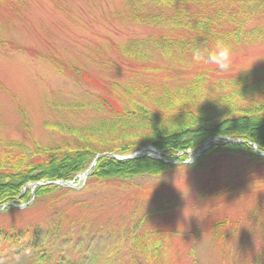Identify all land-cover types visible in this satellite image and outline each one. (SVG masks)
I'll return each mask as SVG.
<instances>
[{"label": "rangeland", "instance_id": "rangeland-1", "mask_svg": "<svg viewBox=\"0 0 264 264\" xmlns=\"http://www.w3.org/2000/svg\"><path fill=\"white\" fill-rule=\"evenodd\" d=\"M130 1H0V39L21 48L0 47V158L20 154L6 147L9 142L32 152L36 143L73 145L72 137L46 125L84 127L105 118L93 105L102 98L123 103L115 85L125 84L136 71L135 83L155 97L162 85L184 84L203 71L216 81L264 66V45H259L232 50L226 72L203 62L186 67L160 58L153 66L138 67L117 49L164 34L127 23L123 16ZM257 24L263 26L264 20ZM45 56L90 79L59 73ZM153 149L139 154L164 158ZM189 156L183 163L165 157L163 162L176 168L158 178L87 179L31 198L28 206L18 200L20 208L2 212L0 230L46 232L58 225L59 243L68 241L63 245L67 264H149L133 246L135 236L147 233L163 247L159 264H257L264 252V163L220 157L206 169L186 168L196 164L197 157ZM218 222L223 224L214 229ZM29 257L13 252L0 264H31Z\"/></svg>", "mask_w": 264, "mask_h": 264}, {"label": "trees", "instance_id": "trees-1", "mask_svg": "<svg viewBox=\"0 0 264 264\" xmlns=\"http://www.w3.org/2000/svg\"><path fill=\"white\" fill-rule=\"evenodd\" d=\"M126 8L123 19L127 23L164 34L131 40L117 49L138 67L153 66L158 58L188 67L194 62L195 46H212L218 40L230 44L232 50L264 45V25H253L264 20V0H131ZM10 46L21 50L0 39L1 48ZM43 58L53 63L59 73L76 80L90 79L76 67L55 58ZM136 73L140 71L134 72L125 84L115 85L123 103L102 98L93 105L105 118L84 127L46 125L72 137L73 145L43 147L36 143L32 152L18 142L6 143L7 148L20 154L0 158V207L17 200H21L20 204L30 202L32 193L23 195L28 185L74 181L98 155L129 157L149 146L164 157L172 156L183 163L189 153L198 152L213 139L227 137L244 143L218 142L197 157L195 165L184 167L206 169L211 160L220 157H244L264 163V157H258L250 146L253 144L264 153V66L216 81H211L209 72L203 71L184 84L162 85L155 97L150 96L149 89L145 92L135 83L139 76ZM26 126L29 127L27 122ZM174 168L148 157L124 161L103 157L88 180L102 183L111 179L158 178ZM62 191L56 186L39 187L35 199ZM222 224L218 222L214 229ZM58 230V225L46 232L0 230V258L16 252L32 254L31 264H67L63 245L68 241L59 243ZM133 246L135 253L149 264H159L163 258L161 243L148 233L135 236ZM257 264H264V252Z\"/></svg>", "mask_w": 264, "mask_h": 264}, {"label": "clouds", "instance_id": "clouds-1", "mask_svg": "<svg viewBox=\"0 0 264 264\" xmlns=\"http://www.w3.org/2000/svg\"><path fill=\"white\" fill-rule=\"evenodd\" d=\"M192 60L215 65L219 71L226 72L232 66V49L223 40L216 41L212 46L198 45L192 49Z\"/></svg>", "mask_w": 264, "mask_h": 264}, {"label": "water", "instance_id": "water-1", "mask_svg": "<svg viewBox=\"0 0 264 264\" xmlns=\"http://www.w3.org/2000/svg\"><path fill=\"white\" fill-rule=\"evenodd\" d=\"M218 141H222L224 144H231V145H239V144H243L244 142L243 141H240V140H233V139H229V138H217V139H213V146L217 144ZM207 145V144H206ZM204 146L198 153L195 154V156H200L203 152H205L206 150L210 149V147L208 146ZM252 146V148L254 149L255 153L258 155V156H263L264 157V153H260L257 149V147L253 144H250ZM104 156H109V157H112L118 161H122V160H127V159H134L135 157H130V158H119V157H115V156H110V155H99L96 160L94 161L92 167L90 168V170H88L87 172H85L81 177H80V182H85L87 176L95 169L96 167V164H97V161L104 157ZM49 185H53V183H50ZM54 185H60L59 183H54ZM73 183H64L63 185H61L62 187H72ZM39 186H43V184H36L34 185L33 187V190L36 188V187H39ZM7 207H15L14 204H7V205H4L1 207L0 209V213L3 209L7 208Z\"/></svg>", "mask_w": 264, "mask_h": 264}]
</instances>
